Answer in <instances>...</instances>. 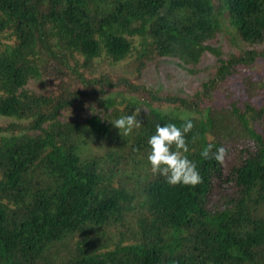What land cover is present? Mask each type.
Instances as JSON below:
<instances>
[{"label": "trees", "instance_id": "1", "mask_svg": "<svg viewBox=\"0 0 264 264\" xmlns=\"http://www.w3.org/2000/svg\"><path fill=\"white\" fill-rule=\"evenodd\" d=\"M218 1L195 21L211 0H0V264H264V92L243 107L211 93L235 73L248 84L264 56V0ZM218 31L236 53L191 98L114 83L103 66L133 57L140 72L169 56L192 72L220 52L208 44ZM50 61L82 87L51 99L28 90ZM95 98L101 112L62 115ZM137 109L142 126L123 136L111 121ZM185 119L195 187L169 185L147 160L156 124ZM208 143L228 150L223 165L200 155Z\"/></svg>", "mask_w": 264, "mask_h": 264}, {"label": "rangeland", "instance_id": "2", "mask_svg": "<svg viewBox=\"0 0 264 264\" xmlns=\"http://www.w3.org/2000/svg\"><path fill=\"white\" fill-rule=\"evenodd\" d=\"M212 5H206L203 7L201 12L197 11L196 16H193V19L196 21L198 18H202L205 14L209 13V16L216 14L220 11V3L218 0H211ZM208 16V15H207ZM231 37L224 32H216L214 37L208 39V44L217 48L220 52L215 54L211 51H206L200 58V62L196 66L191 67L192 72H188L179 66L177 57L169 56H158L155 59L147 61L145 67L139 72L136 68V60L133 57H127L117 62L115 65L109 67V64L105 63L103 66L107 68V76L112 82H117L120 78H125L126 81L133 85H141L153 87L159 89L160 92H170L174 95L183 96L186 98H191L195 95L196 92L202 91V86L204 83L213 76L217 66L219 65L220 58H227L230 53H236V47L231 42ZM6 40L5 37L2 39L3 42L11 41ZM207 42V41H206ZM205 42V43H206ZM264 42V41H263ZM257 43L258 50H264V44ZM249 47L255 46V43L248 45ZM67 60V64L76 62L75 53L71 55L67 53L65 58H60ZM58 59V60H60ZM71 62V63H70ZM50 66L59 67L61 72L53 73L50 69ZM67 65L50 61L48 68L42 67L40 70L41 75L39 78H33L29 80L26 84L28 90L36 92L37 94H42L47 98L51 99L50 96H58L59 94H64L70 91L69 86H76L81 83L76 76L70 72L67 73ZM96 69V68H95ZM93 71V70H92ZM94 72V71H93ZM250 73L247 77L248 84L244 82V79H241L238 74L231 75L226 84L220 85L219 88H216L212 95L214 97V102L217 105L226 104L229 105L231 100H236L237 105L243 107V101L249 97L250 91L255 90L258 93L264 92V56H259L257 60L252 63V67L247 72ZM261 81L262 88L256 86V82ZM85 86V85H84ZM122 84H120L119 90H122ZM83 91H90V88L85 86ZM143 93V92H139ZM49 95V96H48ZM140 97L143 95L140 94ZM95 99H86L82 102L80 108L68 107L63 112L65 118L75 117L82 113V115L87 116L92 112L90 107H93V112H101V107L96 103ZM255 101H260L257 97ZM205 103L208 100L204 101ZM91 104V105H90ZM227 119V118H226ZM1 123V120H0ZM4 123V121H3ZM233 141V139H232ZM238 150L232 152L231 156H236ZM156 239L155 241H158ZM122 241V240H120ZM118 243V242H117Z\"/></svg>", "mask_w": 264, "mask_h": 264}, {"label": "clouds", "instance_id": "3", "mask_svg": "<svg viewBox=\"0 0 264 264\" xmlns=\"http://www.w3.org/2000/svg\"><path fill=\"white\" fill-rule=\"evenodd\" d=\"M140 110L137 109L131 115L120 116L111 121L114 127L123 130V136L129 135L133 129H139L142 121L137 117ZM194 127L191 119H185L181 126L175 123H166L163 126L156 124L155 133L148 138L149 152L147 154L151 172L154 175L163 176L169 185L183 184L195 187L202 183L196 162L189 159V152L186 134ZM199 133L192 137L193 142L198 138ZM215 145L208 143L202 148L200 155L204 159H215L221 165L225 162L227 149L223 146L216 148Z\"/></svg>", "mask_w": 264, "mask_h": 264}]
</instances>
